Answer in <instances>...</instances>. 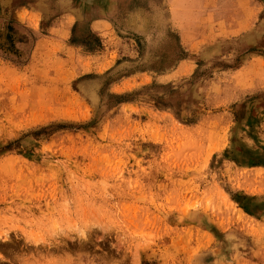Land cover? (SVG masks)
<instances>
[{
  "label": "rangeland",
  "instance_id": "rangeland-1",
  "mask_svg": "<svg viewBox=\"0 0 264 264\" xmlns=\"http://www.w3.org/2000/svg\"><path fill=\"white\" fill-rule=\"evenodd\" d=\"M25 1L0 0V264H264V0H85L90 55L42 22L14 53Z\"/></svg>",
  "mask_w": 264,
  "mask_h": 264
},
{
  "label": "crops",
  "instance_id": "crops-1",
  "mask_svg": "<svg viewBox=\"0 0 264 264\" xmlns=\"http://www.w3.org/2000/svg\"><path fill=\"white\" fill-rule=\"evenodd\" d=\"M89 6L90 4L87 3L86 5L85 0H82V3L80 0H26L17 6L9 7L12 19L10 18L6 24L7 28L4 29L2 39L6 43L9 42L8 45L12 46L10 49L14 53H17L15 51L17 48L19 50L26 47L32 49L36 44V33L42 29L40 27L41 22L51 23L45 28L46 31L52 32L53 28L71 31L69 37L75 41L71 44L79 49H84L90 55L101 45L102 35L106 30V18L100 13L94 18H90L84 10ZM36 20H38L37 25L34 23ZM22 30L26 34L24 38L19 37V32ZM79 30H85L86 36L91 37L92 40H97V43L92 46L91 41H88L90 38L87 37L88 40H79L77 35Z\"/></svg>",
  "mask_w": 264,
  "mask_h": 264
}]
</instances>
